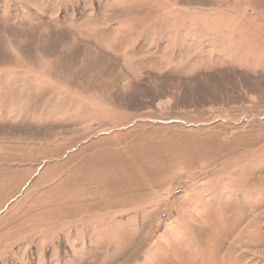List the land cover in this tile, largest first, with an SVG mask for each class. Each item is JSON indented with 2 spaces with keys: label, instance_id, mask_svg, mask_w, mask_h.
<instances>
[{
  "label": "rangeland",
  "instance_id": "374dc122",
  "mask_svg": "<svg viewBox=\"0 0 264 264\" xmlns=\"http://www.w3.org/2000/svg\"><path fill=\"white\" fill-rule=\"evenodd\" d=\"M0 264H264V0H0Z\"/></svg>",
  "mask_w": 264,
  "mask_h": 264
}]
</instances>
